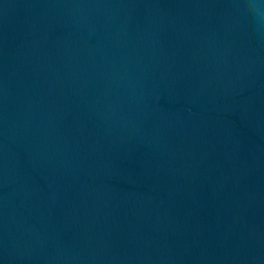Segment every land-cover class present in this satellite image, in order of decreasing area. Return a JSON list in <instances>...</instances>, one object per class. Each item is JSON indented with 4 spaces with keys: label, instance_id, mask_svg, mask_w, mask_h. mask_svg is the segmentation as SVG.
<instances>
[{
    "label": "water",
    "instance_id": "1",
    "mask_svg": "<svg viewBox=\"0 0 264 264\" xmlns=\"http://www.w3.org/2000/svg\"><path fill=\"white\" fill-rule=\"evenodd\" d=\"M0 264H264V0H0Z\"/></svg>",
    "mask_w": 264,
    "mask_h": 264
}]
</instances>
